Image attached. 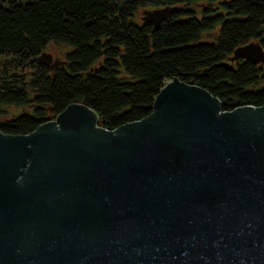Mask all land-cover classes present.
Instances as JSON below:
<instances>
[{"label":"water","instance_id":"water-1","mask_svg":"<svg viewBox=\"0 0 264 264\" xmlns=\"http://www.w3.org/2000/svg\"><path fill=\"white\" fill-rule=\"evenodd\" d=\"M144 14L160 28L170 11ZM234 54L264 62L259 42ZM0 264H264V106L227 112L173 79L115 130L76 102L0 131Z\"/></svg>","mask_w":264,"mask_h":264},{"label":"trees","instance_id":"trees-1","mask_svg":"<svg viewBox=\"0 0 264 264\" xmlns=\"http://www.w3.org/2000/svg\"><path fill=\"white\" fill-rule=\"evenodd\" d=\"M142 8L170 16L157 28ZM52 42L68 46L64 63L37 65ZM251 42L264 49V0H0V56L22 69L0 68V131L29 134L76 102L115 130L151 115L173 79L227 112L264 106V62L233 59ZM9 106L22 111L2 120Z\"/></svg>","mask_w":264,"mask_h":264},{"label":"rangeland","instance_id":"rangeland-1","mask_svg":"<svg viewBox=\"0 0 264 264\" xmlns=\"http://www.w3.org/2000/svg\"><path fill=\"white\" fill-rule=\"evenodd\" d=\"M143 11H144V8L140 9L138 14H137V21L138 22H142L143 20L141 19V16L143 15ZM68 50V46L66 45H63V44H57V43H50L47 48L45 49L46 52H51L53 53L55 56L57 57H60L61 59H65V52ZM13 64H16V62L10 58V57H7V56H0V68H4L6 69L8 66V68H11L9 70H17V72L21 73L22 69L18 68H12ZM24 69V72L25 73H31L32 72V69L30 66L28 67H23ZM7 109V114L2 120H5L7 119L8 117H11V115L13 114H17V113H20L22 110L19 109V108H16L14 106H9V107H6ZM52 119H56V117H53Z\"/></svg>","mask_w":264,"mask_h":264}]
</instances>
